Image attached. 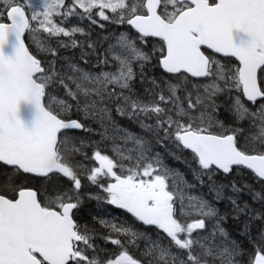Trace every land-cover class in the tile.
Wrapping results in <instances>:
<instances>
[{
  "label": "snow or ice",
  "instance_id": "6c2138e0",
  "mask_svg": "<svg viewBox=\"0 0 264 264\" xmlns=\"http://www.w3.org/2000/svg\"><path fill=\"white\" fill-rule=\"evenodd\" d=\"M107 25L136 36L92 41L93 28ZM77 47L84 65L96 57L98 71L59 55ZM113 111L147 134L122 130L132 147L113 139L118 160L98 147L110 129L121 131ZM73 113L99 123L100 141L74 134L95 130ZM153 140L190 150L194 180L207 178L215 201L248 217L241 234L251 251L230 236L228 217L164 164ZM243 170L264 184V0H0V264H264V232L251 238L264 210L237 202L248 192L264 204V189L214 180ZM82 179L105 195L82 191ZM86 198L126 210L145 230L99 219L115 250L102 248L77 220ZM141 244L134 256L129 248Z\"/></svg>",
  "mask_w": 264,
  "mask_h": 264
},
{
  "label": "trees",
  "instance_id": "16d2710c",
  "mask_svg": "<svg viewBox=\"0 0 264 264\" xmlns=\"http://www.w3.org/2000/svg\"><path fill=\"white\" fill-rule=\"evenodd\" d=\"M127 30L129 33H132V30L127 26V25H121V26H116L112 28L110 26V33H116L118 34L119 30ZM94 30H92L93 32ZM94 37L91 38L92 41L97 40L100 36H104L100 34H96L93 32ZM100 43L103 45V47H107V43L104 41H100ZM149 47H146L145 50H148ZM102 51V49H99ZM80 58V55H72L71 58L74 60ZM89 59V66L92 68V65L95 63L96 57L95 56H90L88 57ZM94 69V68H93ZM99 70V69H95ZM150 75H155L157 77L162 75V72L156 68V69H148ZM63 88L59 90L58 95H63ZM137 91L140 92L143 95V86L140 84H137ZM146 98V97H145ZM113 117L117 123H122L125 124L128 128H131L133 130L137 131L138 135H147L144 133L139 124L135 122L134 120H130L126 117H121L118 114L113 111ZM73 118L81 119L83 123L89 125L92 129L95 130V132H74L75 135L83 137L86 140L97 142L100 141V136L98 133L101 131L100 128H96L99 123L93 122L91 119L88 120H83L81 114L73 113ZM221 118L224 120H228L229 117L227 114H225L223 111H221ZM247 127V124L244 125ZM119 132V131H118ZM112 134V133H111ZM109 133L110 138L108 140H105L99 144V150L103 154H107L113 159H119L116 157L112 151L113 148V139L117 144H120L122 147L126 148H131L132 144L129 142V144L124 145L123 141L120 139V137L123 135V132L121 133L122 135H111ZM116 136V137H114ZM168 144V150L166 151L165 148L160 147L155 143L153 140V146H154V151L159 152L163 158L164 164L179 173H181L185 179L189 183H193L196 185L195 188L192 190L198 194L206 197L208 200L212 201L213 204L219 209V212L221 215H226L228 217L227 221L224 224V227L227 229V231L230 233V236L237 240L243 247L244 249L251 251L252 250V242L250 241V238L242 235L241 234V229L245 225V223L248 220L247 216L241 215L239 218H234L235 213L233 211V206L229 202L228 199H222L221 201L217 202L214 200L213 195L209 192L208 188V181L207 178H205V185L200 186L193 177V168L196 167L194 161L192 160V154L188 152L187 150H178L172 145L170 142H166ZM93 151V148H88L87 152L89 156L91 155ZM172 153V154H170ZM75 160H80V156H75ZM88 164H92V161H86ZM125 166H130V162L125 161ZM215 182L217 183H223L225 185H229L232 181H236L237 184H248L250 185L255 191H261L264 189V184H261L248 170H243L242 173H233L228 176H225L223 174H218L216 177H214ZM102 182H112L110 179H106L105 181ZM62 184L64 186H67L68 182L66 179L62 181ZM82 191L86 193H92V194H100L101 196L105 195L101 189L97 188L94 185H90L89 182L86 179H82ZM232 192L230 190H226L225 196H232ZM238 203L241 204V206H244L245 203L250 207L251 211L254 212H261L264 210V204H261L259 202H254L251 193L248 192H243L239 195L238 197ZM99 219H104L111 221L116 224H124L126 226H132L135 229H140L141 231L145 230V226H142L140 222L136 221L135 218L130 214L127 213L126 210L124 209H119L114 205L107 204L105 200L97 201L95 199H85L83 206L81 207V210L77 216V220L81 224H87L89 228L95 229L97 233V239L96 243L100 245L102 248H106L107 250L114 251L115 247L111 245L110 243L105 244L103 237L107 232L108 229L104 228L99 222ZM150 232L153 236V238L156 237V235H159L160 233L158 230L154 228V226L150 229ZM261 232H264V221H254L251 223V238L258 240L259 235ZM143 250V244L140 245V249L137 250L135 248H129V251L134 255L139 257L141 255V251Z\"/></svg>",
  "mask_w": 264,
  "mask_h": 264
},
{
  "label": "bare ground",
  "instance_id": "6f19581e",
  "mask_svg": "<svg viewBox=\"0 0 264 264\" xmlns=\"http://www.w3.org/2000/svg\"><path fill=\"white\" fill-rule=\"evenodd\" d=\"M105 70H111V69H105ZM116 127L121 130V131H119V133H122L123 132L122 130H127L128 132L137 134V131L136 130H133L131 128H128L125 124H122V123L120 124V123H117L116 122Z\"/></svg>",
  "mask_w": 264,
  "mask_h": 264
},
{
  "label": "flooded vegetation",
  "instance_id": "af4514ba",
  "mask_svg": "<svg viewBox=\"0 0 264 264\" xmlns=\"http://www.w3.org/2000/svg\"><path fill=\"white\" fill-rule=\"evenodd\" d=\"M75 23H77V21L75 20V18H73V19L70 21V25H71V24H75ZM86 23H87V22H85V24H83L82 26H86ZM70 25H66V26H70ZM96 30L101 31L102 33L109 32V31H108V25H107L106 29H103V30H102V29L97 28ZM93 35H94V34L91 35V38H93ZM105 35H106V34H105ZM61 39H64L65 41H67L68 38H63V37H62Z\"/></svg>",
  "mask_w": 264,
  "mask_h": 264
},
{
  "label": "rangeland",
  "instance_id": "374dc122",
  "mask_svg": "<svg viewBox=\"0 0 264 264\" xmlns=\"http://www.w3.org/2000/svg\"><path fill=\"white\" fill-rule=\"evenodd\" d=\"M97 129L98 128H100V125L98 124V126L96 127ZM109 133L111 134H113V135H122L121 133H119L118 131H116V132H113L111 129L109 130ZM111 134V135H112ZM114 137H116V136H114ZM192 192H193V194H196L193 190H191Z\"/></svg>",
  "mask_w": 264,
  "mask_h": 264
},
{
  "label": "water",
  "instance_id": "95a60500",
  "mask_svg": "<svg viewBox=\"0 0 264 264\" xmlns=\"http://www.w3.org/2000/svg\"><path fill=\"white\" fill-rule=\"evenodd\" d=\"M190 151V150H189Z\"/></svg>",
  "mask_w": 264,
  "mask_h": 264
}]
</instances>
